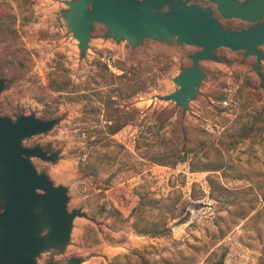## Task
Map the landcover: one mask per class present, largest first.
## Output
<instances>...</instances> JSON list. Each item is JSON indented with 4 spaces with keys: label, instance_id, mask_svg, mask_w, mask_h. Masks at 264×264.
I'll return each instance as SVG.
<instances>
[{
    "label": "rangeland",
    "instance_id": "rangeland-1",
    "mask_svg": "<svg viewBox=\"0 0 264 264\" xmlns=\"http://www.w3.org/2000/svg\"><path fill=\"white\" fill-rule=\"evenodd\" d=\"M68 8V0H0V115L57 120L23 144L58 154L32 161L68 187L70 210L86 214L74 219L66 247L45 250L38 264H264L256 56L220 47L216 60H201L205 77L184 111L166 95L200 47L152 38L133 46L95 23L82 53ZM217 16L226 27L252 25ZM260 70L264 77V57ZM246 116L249 130L231 140ZM181 149L187 161L175 163Z\"/></svg>",
    "mask_w": 264,
    "mask_h": 264
},
{
    "label": "water",
    "instance_id": "water-1",
    "mask_svg": "<svg viewBox=\"0 0 264 264\" xmlns=\"http://www.w3.org/2000/svg\"><path fill=\"white\" fill-rule=\"evenodd\" d=\"M211 1L226 17L256 22L264 16V0ZM68 4L65 17L82 53L89 47L97 22L107 26L108 36L128 40L133 46L152 38L200 47L191 54L192 65L174 77L176 91L166 95L184 111L205 77L200 61L216 60L215 51L220 47L255 55L254 69L264 80L260 70L264 21L240 30L225 28L212 9L189 0H68ZM5 85L6 80L0 78V93ZM56 121L34 114H22L15 120L0 115V210L4 209L0 212V264H37L43 251L63 249L70 240L74 219L86 215L80 208H68V187L54 184L46 172L39 173L31 159L51 161L58 154L40 145L23 144L25 138L51 130ZM45 229L48 232L42 235ZM82 261L73 257L68 264Z\"/></svg>",
    "mask_w": 264,
    "mask_h": 264
},
{
    "label": "trees",
    "instance_id": "trees-1",
    "mask_svg": "<svg viewBox=\"0 0 264 264\" xmlns=\"http://www.w3.org/2000/svg\"><path fill=\"white\" fill-rule=\"evenodd\" d=\"M4 19H2V25H4ZM250 117L246 116L244 117V119L240 122H238V125L233 126L232 129H230V133H228V137H231V140L233 141H237L238 140V134L240 133L241 135L246 134V132L249 130V126H250ZM189 155V151L185 150L182 152V149L179 153H177L176 157H175V163L176 162H181V161H187V156ZM174 156V155H173ZM139 203L144 204L143 201H140ZM96 242L95 240L91 241L90 244ZM144 264H148L147 262H145ZM220 264H224V259L222 258L220 260Z\"/></svg>",
    "mask_w": 264,
    "mask_h": 264
},
{
    "label": "flooded vegetation",
    "instance_id": "flooded-vegetation-1",
    "mask_svg": "<svg viewBox=\"0 0 264 264\" xmlns=\"http://www.w3.org/2000/svg\"><path fill=\"white\" fill-rule=\"evenodd\" d=\"M241 1H245V0H241ZM206 2L207 3H202V2H200L199 0H189V3L190 4H199V5H201V6H204V7H206V8H210V9H212V11H213V16L215 17V18H217V20H218V22L223 26V27H225V28H231V27H226V26H224L222 23H221V21H220V19L218 18V16H217V12L218 13H220L222 16H224L220 11H219V9H218V6H217V4L216 3H214V2H212L211 0H206ZM213 5H216V8L215 7H213ZM164 9H166V10H168L169 8H168V6H165L164 7ZM225 18H230V17H226V16H224ZM232 18H235V17H232ZM239 19H241V20H244V21H246V22H250V23H252V25L251 26H254V25H256V24H258V23H261V22H263L264 21V16L259 20V21H249V20H245V19H242V18H239ZM97 23H99V22H97ZM103 24V23H102ZM95 25V24H94ZM105 25V24H104ZM251 26H248V27H251ZM248 27H244V28H248ZM108 29V28H107ZM232 29H234V28H232ZM243 29V28H242ZM238 30H240V29H238ZM147 39V38H146ZM130 42V41H129ZM177 42V41H176ZM131 43V42H130ZM132 44V43H131ZM17 119V118H16ZM31 159H32V157H31ZM33 162V161H32ZM39 172V171H38ZM39 173H41V172H39ZM49 176V175H48ZM55 184V183H54ZM3 208L0 210V212H3ZM74 223V222H73ZM48 232V229H45V230H43L42 231V235H44V234H46ZM66 247V246H65ZM64 247V248H65ZM50 249H56V248H50ZM57 250H61V249H57ZM44 252V251H43ZM42 252V253H43ZM42 253H40L39 255H38V257H37V264H38V258H39V256L42 254ZM71 259V258H70ZM69 259V260H70ZM49 263H54V264H57L56 262H49ZM49 263H47V264H49ZM68 263H69V261H68ZM67 263V264H68Z\"/></svg>",
    "mask_w": 264,
    "mask_h": 264
},
{
    "label": "built area",
    "instance_id": "built-area-1",
    "mask_svg": "<svg viewBox=\"0 0 264 264\" xmlns=\"http://www.w3.org/2000/svg\"><path fill=\"white\" fill-rule=\"evenodd\" d=\"M228 104H229V101H228L227 99H224V100H223V105L226 106V105H228ZM202 119H203V122L206 124L207 129H208V128H212L211 121H210V119H209L207 116L204 115V116L202 117Z\"/></svg>",
    "mask_w": 264,
    "mask_h": 264
}]
</instances>
